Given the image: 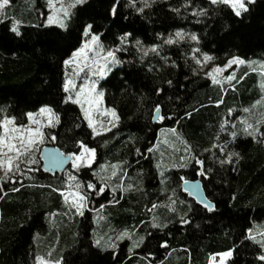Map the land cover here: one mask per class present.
<instances>
[{
    "label": "trees",
    "instance_id": "obj_1",
    "mask_svg": "<svg viewBox=\"0 0 264 264\" xmlns=\"http://www.w3.org/2000/svg\"><path fill=\"white\" fill-rule=\"evenodd\" d=\"M47 14L46 0H12L0 19V117L26 123L24 114L42 105L59 115L55 127L44 128L56 139L39 146L30 168L22 164L27 174L0 181V264H34L37 256L61 264H209L228 250L224 264H264V248L256 242L264 232V138L243 131L245 121L255 126L264 120V109L234 107L258 98L249 92L254 83L247 65L235 79L213 83L194 62L206 53L219 66L234 57L264 66V0L248 4L240 16L211 0H85L72 9L66 28L46 25ZM14 17L21 22L19 35L11 30ZM89 24L122 61L97 80L119 119L95 136L79 105L63 102L65 72L71 70L64 60L90 39L84 36ZM177 31L186 34L183 40ZM124 33H131L127 41ZM241 77L247 82L234 93ZM157 105L165 118L154 122ZM259 127L264 131V122ZM77 141L96 153L92 166L74 169V176L104 187L100 195L83 187L89 195L84 215L63 195L71 168L51 174L40 158L43 146L68 154L78 150ZM229 152L239 155L228 162ZM193 153L211 169L205 176L197 175L201 166L193 164ZM186 179L201 180L214 211L187 197L181 188ZM125 230L132 239L116 240ZM140 236L146 239L136 247Z\"/></svg>",
    "mask_w": 264,
    "mask_h": 264
},
{
    "label": "snow or ice",
    "instance_id": "obj_2",
    "mask_svg": "<svg viewBox=\"0 0 264 264\" xmlns=\"http://www.w3.org/2000/svg\"><path fill=\"white\" fill-rule=\"evenodd\" d=\"M57 2H59V7H57ZM85 0H69L67 4L63 2V0H47V7L51 10L47 16L46 23L51 24H59L61 28H66L67 24L65 20L70 18L72 9H74L77 5L83 4ZM255 0H211L213 5H226L230 6V8L234 11L236 16H240L242 12L248 10V4L254 3ZM134 3V0H133ZM10 5V0H0V15H3V9L5 6ZM147 6V4H145ZM112 14L116 15L117 6L114 4L112 6ZM137 11H142V9H137ZM201 12L204 10L201 9ZM199 14V13H197ZM7 19V17H5ZM21 22L19 20H14L11 30L15 32L17 35L20 34L18 25ZM92 25H86L84 28V36L89 37L90 39H85V41L81 44V46L75 49L71 56L64 60V64L67 66L69 64L74 65H82L79 67V70L74 73V75L79 76L83 83L77 85L73 82L71 78H69L68 73L65 72V78L63 83V92L64 103H73L75 105H79L83 119L87 121L88 126L92 129V135H99L97 132V126L103 127V121L96 120L94 115L99 113L100 115H104L105 113L110 114L115 120H118V116L116 115L115 109H104L101 111V101L103 99L104 93L101 90H98L96 87L97 80L105 77L111 69L112 65L120 64V61L116 57V52L114 50H107L103 47V45L99 42V36L95 33L91 32ZM185 33L182 31H177L175 36L180 40H183L185 37ZM131 36V33H124L121 37L122 41H127V38ZM192 40H197V36L195 34H191ZM167 43H172V39L170 38ZM136 44L139 46L140 41H136ZM144 54L147 52L143 49ZM151 51L156 52L157 46H151ZM89 53H92L90 56ZM204 59H211L208 54H204ZM246 63L244 60L239 57H234L229 61L228 65L223 67H228L233 63ZM197 63H200L197 60ZM251 63V62H248ZM264 67V66H262ZM222 70V66H216L211 71L206 73L207 76L212 77L213 83H218L213 73H218ZM80 73H83L81 76ZM247 75V73H245ZM243 77H241L242 79ZM230 81L233 79L232 76L227 77ZM171 84V81H168ZM158 91H161L158 89ZM220 103V101H217ZM231 111V110H230ZM245 112H248L249 109H244ZM28 119V124H17L16 117L3 115L0 117V181H15L17 178V174L26 175L27 173L22 171L23 165H32L36 163L34 153L39 149L41 144L45 143L46 139L55 140V136H48L45 133V127H55L57 123H59V115L55 113L54 109L50 105H42L36 112L29 111L24 114ZM156 115L160 119H164L165 117L160 115V106H156ZM185 115H190V113H185ZM37 116H46V122L42 119H37ZM264 122L261 120H257L256 125L249 124L245 121V127L243 129L245 135L252 136L256 138L257 136L264 138V131H261L259 125ZM115 127V124L112 125ZM223 127V125H221ZM104 131H110V128H103ZM172 131H175L174 129ZM231 136L235 138L237 136V132H231ZM79 145L78 150L76 152L68 153L67 157L72 161V168L79 170L82 166L91 167L92 163L95 159L96 150L88 146V144L83 141H77ZM214 147H218L214 145ZM226 147V145H225ZM221 152L225 151V148L219 149ZM151 151V149H149ZM207 151V149H205ZM238 153L229 152L226 156V160L231 162V158L233 156H238ZM182 161H184L185 157H180ZM52 162L54 164L60 163V161L56 158H53ZM192 162L194 165H199L195 169L197 175L205 176L208 171L211 169H204L203 164L204 161L200 160L193 153ZM219 163H225V160H220ZM187 164H181L180 167H186ZM115 167V166H113ZM31 171V169H29ZM113 175H116L115 171ZM163 175V173H161ZM183 179V177L181 178ZM68 187L67 190L63 192L65 200H71L72 206L76 209V211L80 215H84L83 209L87 207V203L89 200V195L83 191V187L86 186L87 189H92L95 195H100L104 191V187H98L91 180L87 182L79 181L78 178L72 174H69L68 177ZM187 183V181H185ZM198 186L194 185V188ZM187 190V189H186ZM12 191H18V189L13 188ZM57 191H61V189H57ZM111 202V201H110ZM205 209L209 212L215 210L216 205L209 200L202 201ZM100 207H104L101 205ZM156 207V205H153ZM181 223L187 224L189 221L185 218H181ZM154 227H166V225L154 223ZM249 238L252 240H256V235H253V230L248 229ZM258 235L261 237L260 240L256 241L260 244L262 248H264V232H259ZM125 238L132 239L129 231L125 230L116 236V240H123ZM146 237L140 236L138 240H133V244L136 247H139V244L144 243ZM96 243L99 245L100 241L97 240ZM167 241H164L162 246H166ZM108 247L115 248L117 245L115 243H109ZM131 251V248L129 249ZM232 254L231 250L220 253L221 264H223V258L228 257ZM151 255V253H149ZM259 259L264 261V255L259 256ZM37 264H61L59 260L51 261L49 259H44L43 257H36Z\"/></svg>",
    "mask_w": 264,
    "mask_h": 264
},
{
    "label": "rangeland",
    "instance_id": "obj_3",
    "mask_svg": "<svg viewBox=\"0 0 264 264\" xmlns=\"http://www.w3.org/2000/svg\"><path fill=\"white\" fill-rule=\"evenodd\" d=\"M11 2H12V0H10ZM47 1V0H46ZM63 2L65 3V4H67L68 2H69V0H63ZM57 7H59V2H57V5H56ZM48 8V7H47ZM50 9L48 8V14L50 13ZM3 13H4V9H3ZM48 14H47V16H48ZM2 18V15H0V19ZM13 20H20V19H18V18H16V17H14L13 18ZM46 20H47V18H46ZM65 23H66V20H65ZM45 24L46 25H49V24H47L46 23V21H45ZM51 25H58L59 26V24H51ZM85 40H83V42H84ZM82 42V43H83ZM81 46V45H80ZM79 46V47H80ZM78 47V48H79ZM89 55L91 56L92 55V53H89ZM240 58V57H239ZM240 59H242V60H244L246 63H243V64H240V63H233V64H231L230 66H228V67H223V66H225V65H228L229 64V61L231 60H228L227 61V63L225 64V65H223L222 66V70L220 71V72H218V73H213V75L215 76V78H216V80L218 79H220L221 81H229L228 79H227V77H229V76H232L233 77V79H235L236 78V74H237V71H239V68L241 67V66H246V68H247V71H249V75L247 76V77H249L250 76V78H252L253 79V83H254V86H253V88H249V92H251L253 89H254V93H255V96H258V98L257 99H254L252 102V105H251V103H248V104H238V105H235L234 107L235 108H237L236 110L237 111H244V109H250L252 106H254V105H262V109H264V100H261L263 97H264V67H262V65L261 64H254V63H248L249 62V60H246V59H243V58H240ZM197 60H199L200 61V63H197ZM194 62H195V64H196V66L198 67V68H200L202 71H205L206 73H208L209 71H211L214 67H216V66H219V65H216V64H214V63H212L211 62V60L210 59H208V60H205L204 59V56L202 57V59H197V58H194ZM69 66H70V71H69V74H68V76H69V78H71L72 80H73V82L74 83H76L77 85H79L80 83H83L84 81L83 80H81L80 78H79V76H76V75H74V73L75 72H77L78 70H79V67L80 66H82V65H74V64H69ZM112 67V66H111ZM80 75L82 76L83 75V73H80ZM210 77V76H209ZM211 79H212V77H210ZM232 79V80H233ZM244 77L241 79H239L238 80V86H239V89H237L236 88V90H234V93L235 92H237V91H239L240 89H243L244 88V86H245V84H246V82H247V80L245 79L244 81ZM96 87H97V89H98V85L96 84ZM99 90V89H98ZM248 91V90H247ZM254 96V97H255ZM254 97H251V98H254ZM250 104V105H249ZM249 105V106H248ZM104 109H108V110H111V109H113L112 107H109V106H107L106 104H105V102H104V97H103V99H102V101H101V111L103 112L104 111ZM235 110V109H234ZM235 110V111H236ZM37 119H42V120H44L45 122H46V120H47V117L46 116H43V117H41V116H37L36 117ZM94 118L96 119V120H101V121H103V127H100V126H97V132L99 133V134H101V133H104V132H107V131H104L103 130V128H110V129H112L113 128V123L116 125L117 124V120H115L110 114H108V113H105L104 115H100L99 113H97V114H95L94 115ZM262 121H264V120H262ZM17 124H20V123H17ZM21 124H28V120H27V122L26 123H21ZM38 151V150H37ZM37 151L34 153V156H35V159H36V155H37ZM71 164H72V161L70 162V164H69V166L67 167V168H71L70 170H69V174H72V175H74V173H73V168H72V166H71ZM33 165V164H32ZM32 165H23L25 168H30ZM86 166V165H85ZM66 168V169H67ZM65 169V170H66ZM0 174H2V173H0ZM69 174H68V177H69ZM69 201H71V200H69ZM226 258L227 257H224L223 258V264H224V262H225V260H226ZM34 264H37V262L35 261L34 262ZM209 264H221V257H220V255H217V257H213L212 259H211V261H210V263Z\"/></svg>",
    "mask_w": 264,
    "mask_h": 264
},
{
    "label": "water",
    "instance_id": "obj_4",
    "mask_svg": "<svg viewBox=\"0 0 264 264\" xmlns=\"http://www.w3.org/2000/svg\"><path fill=\"white\" fill-rule=\"evenodd\" d=\"M161 115V109H160ZM160 118L156 115V110L153 115V121L158 122ZM40 158L42 161V168L45 172L55 174L62 173L69 166L71 159L67 157V154H64L58 147L56 146H43L40 151ZM53 158H56L60 161V163L54 164L52 162ZM187 181V183H185ZM194 185L198 186L194 188ZM182 191L187 195L188 198L192 199L195 204L198 206L204 207L202 201L209 200L202 186V182L200 179H186L182 181L181 184ZM187 189V190H186ZM210 201V200H209ZM205 208V207H204Z\"/></svg>",
    "mask_w": 264,
    "mask_h": 264
}]
</instances>
